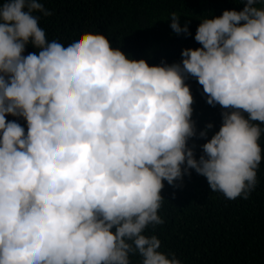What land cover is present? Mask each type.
<instances>
[{"label": "clouds", "instance_id": "1", "mask_svg": "<svg viewBox=\"0 0 264 264\" xmlns=\"http://www.w3.org/2000/svg\"><path fill=\"white\" fill-rule=\"evenodd\" d=\"M235 2L200 21L180 63L149 66L100 33L49 42L41 0H0V264H180L143 234L164 223V181L195 170L248 199L264 159V0ZM179 18L171 29L191 35ZM189 77L224 109L199 159Z\"/></svg>", "mask_w": 264, "mask_h": 264}, {"label": "trees", "instance_id": "2", "mask_svg": "<svg viewBox=\"0 0 264 264\" xmlns=\"http://www.w3.org/2000/svg\"><path fill=\"white\" fill-rule=\"evenodd\" d=\"M52 12L39 17V27L46 39L65 46L77 37L90 33L105 35L112 48H119L127 57L145 60L149 66L180 63L184 49L201 47L195 40L200 21L220 17L225 10L241 11L243 4L235 0H41ZM264 7V2L256 5ZM175 12L183 28L191 35H177L170 27ZM26 47L24 55L37 52ZM186 84L194 99L192 120L197 135L188 141L196 159L203 154L202 145L222 125V109L206 103L202 86L189 77ZM16 119L7 116L6 120ZM25 127L22 119L17 121ZM208 124L207 139L199 133ZM264 127V125H261ZM259 143L264 156V133ZM179 187L164 181V198L158 215L164 223L148 225L145 235L161 241L160 252L169 258L174 254L180 264H264V159L257 169V184L248 199H228L221 192H212L205 177L190 170ZM139 255L130 256L131 264H140Z\"/></svg>", "mask_w": 264, "mask_h": 264}, {"label": "rangeland", "instance_id": "3", "mask_svg": "<svg viewBox=\"0 0 264 264\" xmlns=\"http://www.w3.org/2000/svg\"><path fill=\"white\" fill-rule=\"evenodd\" d=\"M264 8V7H263Z\"/></svg>", "mask_w": 264, "mask_h": 264}]
</instances>
